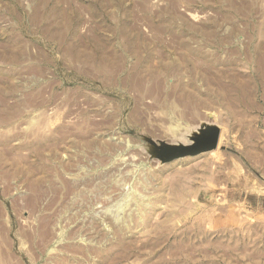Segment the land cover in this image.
Returning <instances> with one entry per match:
<instances>
[{
	"label": "rangeland",
	"instance_id": "rangeland-1",
	"mask_svg": "<svg viewBox=\"0 0 264 264\" xmlns=\"http://www.w3.org/2000/svg\"><path fill=\"white\" fill-rule=\"evenodd\" d=\"M262 52L264 0H0V264H264Z\"/></svg>",
	"mask_w": 264,
	"mask_h": 264
},
{
	"label": "water",
	"instance_id": "water-1",
	"mask_svg": "<svg viewBox=\"0 0 264 264\" xmlns=\"http://www.w3.org/2000/svg\"><path fill=\"white\" fill-rule=\"evenodd\" d=\"M220 132L217 127L203 126L197 130L194 136H191L189 143L185 145L163 144L155 145L158 150L156 156L161 162H170L173 160L194 157L202 153L213 151L217 148Z\"/></svg>",
	"mask_w": 264,
	"mask_h": 264
},
{
	"label": "bare ground",
	"instance_id": "bare-ground-1",
	"mask_svg": "<svg viewBox=\"0 0 264 264\" xmlns=\"http://www.w3.org/2000/svg\"><path fill=\"white\" fill-rule=\"evenodd\" d=\"M38 12H39V11H38ZM55 34L58 35L57 32H56ZM67 53H68V52H67ZM260 54H261V53H260ZM259 56H260V55H259ZM0 57L2 58V56H0ZM8 57L10 58V55H9ZM74 57H75V55H74ZM74 57H73V58H74ZM260 57L263 59V57H264V53H263V52H262V54H261ZM3 58H5V57H3ZM14 58H15V57H14ZM257 58H259V57L257 56ZM12 59H13V58L11 57V61H12ZM105 59H106V58H105ZM105 59H103L100 63L103 64L102 66H103L104 70L106 71V69L108 68V66H107V64H106V60H107V59H106V60H105ZM7 60H8V59H7ZM259 60H260V59H259ZM260 61H262V60H260ZM257 62H258V60H257ZM260 64H261V63H260ZM32 68H33V67H32ZM29 70H30V69H29ZM104 70H103V71H104ZM260 70H261V69H260ZM33 72H34V71H33ZM36 73H37V72H36ZM36 73H35V74H36ZM107 76H109V75H107ZM107 76H106V77H107ZM33 77H34V76H33ZM108 78H109V77H108ZM136 83H138V82L136 81L134 84L136 85ZM134 84H132V85H134ZM134 87H135V86H134ZM182 103H184V105L186 104V102H185L184 100H182ZM188 103H189V102H188ZM196 104L199 105V102H196ZM188 105H189V104H188ZM186 107H187V106H186ZM190 112H191V111H190ZM44 226H45V225H44ZM42 227H43V226H42ZM40 228H41V227H40ZM38 229H39V228H38ZM42 229L44 230V227H43ZM40 230H41V229H40ZM41 231H42V230H41ZM38 232H39V231H38ZM45 232H46V231H43L44 234H45ZM39 233H40V232H39ZM43 233H41L39 236H38V235H37V236H38L39 238H41L42 236H45ZM49 233H50V232H49ZM49 233H48V236H49ZM48 236H47V237H48ZM34 237H35V236H34ZM34 237H32V238H34ZM47 237H46V239H47ZM0 239H1V238H0ZM48 239H49V238H48ZM30 240H31V239H30ZM37 240H38V239H37ZM31 241H32V240H31ZM34 241H35V240H34ZM34 241H33V242H34ZM49 241H50V240H49ZM49 241H46V242H45V240H44L43 242L47 243V242H49ZM36 242H38V241H36ZM36 242L34 243V246L36 245ZM43 242H42V243H43ZM31 243H32V242H31ZM45 243H44V245H45ZM39 244H40V242H39ZM39 244H38V245H39ZM42 245H43V244H42ZM44 245H43V246H44ZM47 245H48V243H47ZM36 246H37V245H36ZM38 248H40V246H38ZM41 248H43V247L41 246ZM1 250H2V249H1ZM42 250H44V249H42ZM0 253H2V251H0ZM59 254H60V253H59ZM0 256H1V255H0ZM4 256H5V255H4ZM55 257H56V256H55ZM2 258H3V257H2ZM2 258H0V260H1ZM4 258H6V257H4ZM8 258H10V256H9ZM8 258H7V259H8ZM48 259H49V258H48ZM2 260H3V259H2ZM3 261H4V260H3ZM49 261H50V259H49ZM4 262H6V261H4ZM8 262H9V261H8ZM63 262H64V261H63ZM1 263H2V262H1ZM6 264H7V263H6ZM58 264H60V263H58ZM62 264H63V263H62Z\"/></svg>",
	"mask_w": 264,
	"mask_h": 264
}]
</instances>
